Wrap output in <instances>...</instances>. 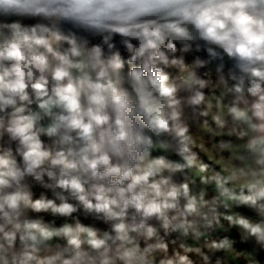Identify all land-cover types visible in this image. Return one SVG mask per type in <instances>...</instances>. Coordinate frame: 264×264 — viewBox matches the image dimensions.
<instances>
[{"label":"clouds","instance_id":"9594fccd","mask_svg":"<svg viewBox=\"0 0 264 264\" xmlns=\"http://www.w3.org/2000/svg\"><path fill=\"white\" fill-rule=\"evenodd\" d=\"M0 264H264V0H0Z\"/></svg>","mask_w":264,"mask_h":264}]
</instances>
